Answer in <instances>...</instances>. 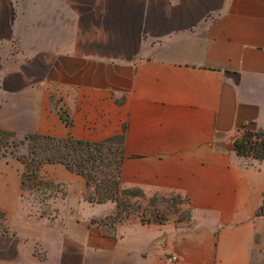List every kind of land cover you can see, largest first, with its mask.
<instances>
[{"label": "crops", "instance_id": "obj_1", "mask_svg": "<svg viewBox=\"0 0 264 264\" xmlns=\"http://www.w3.org/2000/svg\"><path fill=\"white\" fill-rule=\"evenodd\" d=\"M0 128L124 134L123 185L190 209L24 231L23 166L0 162V264H264V161L235 149L264 131V0H0Z\"/></svg>", "mask_w": 264, "mask_h": 264}, {"label": "trees", "instance_id": "obj_2", "mask_svg": "<svg viewBox=\"0 0 264 264\" xmlns=\"http://www.w3.org/2000/svg\"><path fill=\"white\" fill-rule=\"evenodd\" d=\"M60 115L67 126L72 127L69 114L61 110ZM0 136V151L4 148L0 161L6 157L17 158L24 165L25 175L34 181L40 180V171L45 164L64 166L85 180L89 190L87 202L93 205L107 202L116 204L112 217L115 220L125 211L127 218L130 217L129 209L133 205L130 198L145 199L142 190L123 185L124 134L101 142L78 140L71 134L64 138L28 134L19 142L24 148L23 152L17 149L16 132L0 128ZM235 149L239 157L264 161V131L243 129L235 140ZM261 215H264V200L257 212V216ZM92 222L101 224L103 220L93 219Z\"/></svg>", "mask_w": 264, "mask_h": 264}, {"label": "rangeland", "instance_id": "obj_3", "mask_svg": "<svg viewBox=\"0 0 264 264\" xmlns=\"http://www.w3.org/2000/svg\"><path fill=\"white\" fill-rule=\"evenodd\" d=\"M23 138L24 136L21 135H17L16 137L19 152H23L24 150L22 145L19 144ZM2 153H4V148L0 151V155ZM0 162L23 166L24 231L37 227L36 223L40 219H47L46 221H49L53 217L59 216L63 222H68L73 216L84 219L92 215H103L109 209L107 205L92 206L86 201L89 190H85L84 182L83 184L79 182L70 186L64 183L63 178L59 176H62L65 172L69 174V172L61 165L51 166L45 164L40 171V180L34 181L29 175H25L24 165L17 158L6 157L2 158ZM57 175L58 177L55 178ZM129 200L133 203L129 209L131 212L130 217L138 216L144 222L165 223L171 220L184 221L189 218L190 209L175 194L166 196L156 194L145 196V199L130 198ZM112 217L102 219L101 225L112 230L116 222L127 218V213L126 211L122 212L121 217L117 220Z\"/></svg>", "mask_w": 264, "mask_h": 264}, {"label": "built area", "instance_id": "obj_4", "mask_svg": "<svg viewBox=\"0 0 264 264\" xmlns=\"http://www.w3.org/2000/svg\"><path fill=\"white\" fill-rule=\"evenodd\" d=\"M177 260H178L177 257H171L170 259H168V261H171V262H175Z\"/></svg>", "mask_w": 264, "mask_h": 264}]
</instances>
